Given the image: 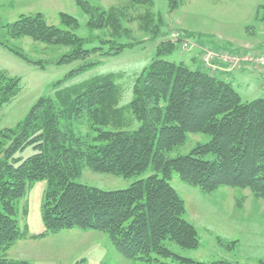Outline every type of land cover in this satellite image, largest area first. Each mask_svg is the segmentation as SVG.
I'll use <instances>...</instances> for the list:
<instances>
[{
    "label": "trees",
    "instance_id": "trees-1",
    "mask_svg": "<svg viewBox=\"0 0 264 264\" xmlns=\"http://www.w3.org/2000/svg\"><path fill=\"white\" fill-rule=\"evenodd\" d=\"M75 1L88 14L90 29L123 28L117 12L91 0ZM150 1L131 0L134 4ZM171 3L174 8L178 0ZM61 20L69 28L78 26L70 14L61 13ZM7 29L14 36L71 47L59 63L86 59L104 49L84 48V39L49 24L42 13L22 14ZM123 35L102 37V44L118 52L133 44L118 42ZM161 43L167 52L176 45L167 39ZM160 49L138 73L132 88L128 107L134 120L141 122L138 128L130 127L124 106H119L120 89L113 74H101L70 88L62 103L60 93L57 99L40 98L16 129H9L10 143L0 150V264H37L8 259L5 252L23 237L17 203L40 179L48 182L43 204L46 232L40 237L72 228L103 231L133 264H205L176 254L164 243L174 241L185 249L199 246L198 232L185 217V201L169 182L174 172L207 193L221 187L249 189L264 201V98L243 100L224 74L165 60L167 52ZM19 83V78L0 71V109L16 96ZM83 116L98 131L91 142L62 128L65 118L70 122ZM190 133L211 138L188 154L169 156ZM28 146L35 153L24 159L16 156ZM85 166L124 177L149 169L154 173L128 188L103 190L75 181Z\"/></svg>",
    "mask_w": 264,
    "mask_h": 264
},
{
    "label": "rangeland",
    "instance_id": "rangeland-1",
    "mask_svg": "<svg viewBox=\"0 0 264 264\" xmlns=\"http://www.w3.org/2000/svg\"><path fill=\"white\" fill-rule=\"evenodd\" d=\"M91 1L113 13L117 12L124 30L122 27L119 31L112 27L90 29L88 14L75 0H0V71L20 79L16 96L0 109V150L10 143L9 129H16L40 98L57 99V93H60L62 103L70 95V88L81 87L101 74H113L112 79L120 89L119 106H124L130 127L138 128L141 122L134 120L128 107L133 98L132 88L138 73L157 56L159 47L160 51L167 52V47L161 43L163 40L176 44L164 54L163 59L184 63L192 69H205L196 58H201V47L222 51L250 48L258 54L262 53L251 44L239 45L244 42L256 44V38L264 37V0H178L174 8L171 0H151L147 4H134L131 0ZM37 13H42L49 24L72 31L84 39V48L103 46L102 53L94 51L86 59L59 63L71 47L9 33L7 24L16 21L22 14ZM61 13L76 18L78 26L69 28L63 24ZM171 31L183 33L193 46L184 49V41L173 40ZM122 33L124 35L118 42L133 44L118 52L110 51V44H102V37L108 40ZM105 51L109 52L104 54ZM84 65H87L84 70H78ZM241 68L247 70V76L246 80L237 84L234 76L240 74ZM257 70L252 64L242 65L230 71L231 76L224 75V79L233 84L243 100L250 101L264 97V91L254 88L258 83L264 89ZM71 72L73 75L69 76ZM65 78L66 81L58 85ZM62 128L72 130L86 142L93 141V136L98 134L87 116L70 122L65 118ZM210 138L208 134L190 133L186 142L168 155L188 154L197 144L206 143ZM33 153V147L28 146L16 156L24 159ZM153 173L149 169L139 175L124 177L97 172L85 166L75 181L103 190H117L128 188ZM158 174L161 176V173ZM169 182L185 201V217L198 232L199 246L185 249L174 241L165 240L168 248L178 255L205 264L217 261L264 264L263 200L254 197L249 189L221 187L207 193L184 182L177 172L173 173ZM47 189L46 179L34 181L29 185L26 196L18 201L17 219L23 237L5 252L8 259L37 264H133L103 231L72 228L40 237L46 232L43 204ZM166 261L171 263L174 260Z\"/></svg>",
    "mask_w": 264,
    "mask_h": 264
},
{
    "label": "built area",
    "instance_id": "built-area-1",
    "mask_svg": "<svg viewBox=\"0 0 264 264\" xmlns=\"http://www.w3.org/2000/svg\"><path fill=\"white\" fill-rule=\"evenodd\" d=\"M264 18V17H263ZM173 40L184 41V49L193 46L182 33L173 31L170 34ZM185 45V46H184ZM202 61L211 72H226L240 68L242 65L252 64L254 67L264 71V53H256L250 48L242 51H222L209 47L202 48Z\"/></svg>",
    "mask_w": 264,
    "mask_h": 264
},
{
    "label": "crops",
    "instance_id": "crops-1",
    "mask_svg": "<svg viewBox=\"0 0 264 264\" xmlns=\"http://www.w3.org/2000/svg\"><path fill=\"white\" fill-rule=\"evenodd\" d=\"M260 38V39H259ZM264 37H258V38H256V39H258V41H257V43L256 44H253V43H250V42H244V43H241L239 46H245V45H252V46H254L256 49H259V50H261V52H264V39H263ZM255 40V39H254ZM197 59H199L198 57H196ZM199 62H200V64L202 65V67L204 68V65L202 64V61L199 59ZM240 70V74H238V75H236V76H234V78H235V80H236V82H237V84H241L242 83V81H244V80H246V74H245V71H247V70H244V68H241V69H239ZM258 72H259V74H260V80L262 81V83L264 84V71H262V70H257ZM231 72H225V73H222V74H224V75H227V76H231V74H230ZM244 79V80H243ZM230 82V81H229ZM233 85V84H232ZM253 86H254V83L252 84ZM258 87V88H257ZM254 88H255V90H257V89H259L260 91H264V89L262 88V85H260V84H258L257 83V85L256 86H254ZM261 98H264V97H261Z\"/></svg>",
    "mask_w": 264,
    "mask_h": 264
}]
</instances>
